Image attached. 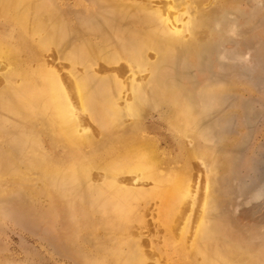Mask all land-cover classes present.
Masks as SVG:
<instances>
[{
	"label": "bare ground",
	"instance_id": "obj_1",
	"mask_svg": "<svg viewBox=\"0 0 264 264\" xmlns=\"http://www.w3.org/2000/svg\"><path fill=\"white\" fill-rule=\"evenodd\" d=\"M92 1L95 21L77 0H0V138L12 134L0 167L37 171L45 187L29 194L64 199L59 214L79 216L68 240L103 242L91 251L98 264H264V251L209 225L218 187L192 163L213 170L217 152L203 145L187 85L168 76L179 47L196 51L204 16L191 17L184 0H166L164 10L154 0ZM155 113L172 149L147 125ZM91 193L105 208L100 219L84 211ZM147 212L156 244L144 235Z\"/></svg>",
	"mask_w": 264,
	"mask_h": 264
},
{
	"label": "rangeland",
	"instance_id": "obj_2",
	"mask_svg": "<svg viewBox=\"0 0 264 264\" xmlns=\"http://www.w3.org/2000/svg\"><path fill=\"white\" fill-rule=\"evenodd\" d=\"M77 1L87 5L82 11L92 21L98 19L100 8L95 2ZM184 1L191 4L188 9L191 17L204 16L206 27L197 29L200 43L194 53L188 55L183 53L185 48L179 47L180 56L166 65L169 77L173 73L174 81L187 85V102L206 142L203 145L217 152L218 167L213 170L207 163L203 166L197 160L192 163L193 172L200 170L198 175L206 174L208 169L218 187L209 201V225L217 227L218 224L222 231L230 233L232 242L249 243L256 251L263 252L264 0ZM56 2L66 7L75 0ZM165 2L154 0L153 5L164 10ZM147 125L155 127L158 133L154 136L159 141L165 137L169 140L165 143L168 149L173 148L174 137L158 113L147 120ZM6 128L12 131L10 124ZM11 138L12 134L9 138H0L1 153L8 148ZM190 145L187 141L188 148L196 146ZM52 153L64 155L60 149ZM16 167L12 173L0 167V264H98L99 259L91 251L100 250L103 242L92 246V241L89 244L83 241L78 247L68 240L76 230L74 219L79 216L60 215L64 199L58 195L29 194V187L40 190L45 185L37 171H31L23 163ZM98 173L101 172L96 169L92 172L93 176ZM99 185L100 181L91 182L92 189ZM72 202L76 204L79 200ZM82 202L84 211L97 219L102 217L105 208L93 193L83 196ZM148 213L146 228L151 230L145 229L144 235L148 234L156 244L161 233L152 228ZM81 250L84 253H78L77 257L68 253Z\"/></svg>",
	"mask_w": 264,
	"mask_h": 264
}]
</instances>
